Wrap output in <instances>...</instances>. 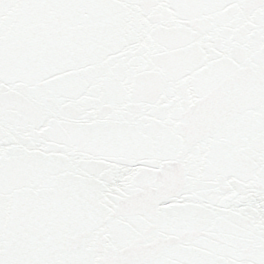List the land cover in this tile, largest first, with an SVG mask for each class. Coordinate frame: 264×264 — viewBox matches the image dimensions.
Listing matches in <instances>:
<instances>
[{
	"label": "snow or ice",
	"instance_id": "obj_1",
	"mask_svg": "<svg viewBox=\"0 0 264 264\" xmlns=\"http://www.w3.org/2000/svg\"><path fill=\"white\" fill-rule=\"evenodd\" d=\"M0 264H264V0H0Z\"/></svg>",
	"mask_w": 264,
	"mask_h": 264
}]
</instances>
